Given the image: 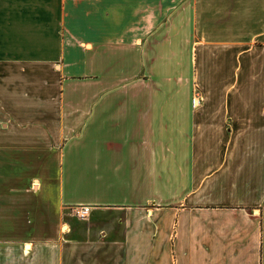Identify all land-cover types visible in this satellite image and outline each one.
<instances>
[{
    "label": "crops",
    "instance_id": "0c3cea01",
    "mask_svg": "<svg viewBox=\"0 0 264 264\" xmlns=\"http://www.w3.org/2000/svg\"><path fill=\"white\" fill-rule=\"evenodd\" d=\"M0 264H264V0H0Z\"/></svg>",
    "mask_w": 264,
    "mask_h": 264
},
{
    "label": "built area",
    "instance_id": "2783aa9c",
    "mask_svg": "<svg viewBox=\"0 0 264 264\" xmlns=\"http://www.w3.org/2000/svg\"><path fill=\"white\" fill-rule=\"evenodd\" d=\"M201 99H202L201 94H197L193 96L192 98L193 105L195 107L199 106ZM91 210H92V207L90 205L82 204V205H76L72 207L71 213L79 218L85 219L89 216V214L91 213Z\"/></svg>",
    "mask_w": 264,
    "mask_h": 264
},
{
    "label": "rangeland",
    "instance_id": "374dc122",
    "mask_svg": "<svg viewBox=\"0 0 264 264\" xmlns=\"http://www.w3.org/2000/svg\"><path fill=\"white\" fill-rule=\"evenodd\" d=\"M197 94H201V90L199 88L195 89L194 96L197 95Z\"/></svg>",
    "mask_w": 264,
    "mask_h": 264
}]
</instances>
